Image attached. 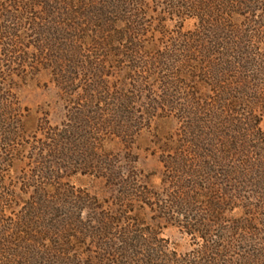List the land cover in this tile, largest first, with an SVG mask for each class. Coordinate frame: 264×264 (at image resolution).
Returning a JSON list of instances; mask_svg holds the SVG:
<instances>
[{
	"label": "rangeland",
	"instance_id": "374dc122",
	"mask_svg": "<svg viewBox=\"0 0 264 264\" xmlns=\"http://www.w3.org/2000/svg\"><path fill=\"white\" fill-rule=\"evenodd\" d=\"M1 207L0 264H264V0H0Z\"/></svg>",
	"mask_w": 264,
	"mask_h": 264
},
{
	"label": "trees",
	"instance_id": "16d2710c",
	"mask_svg": "<svg viewBox=\"0 0 264 264\" xmlns=\"http://www.w3.org/2000/svg\"><path fill=\"white\" fill-rule=\"evenodd\" d=\"M3 173V172H2ZM5 208L4 207H1L0 208V213L4 210Z\"/></svg>",
	"mask_w": 264,
	"mask_h": 264
}]
</instances>
